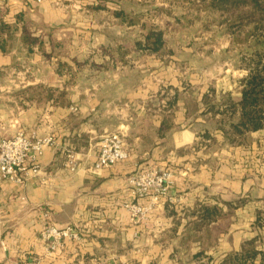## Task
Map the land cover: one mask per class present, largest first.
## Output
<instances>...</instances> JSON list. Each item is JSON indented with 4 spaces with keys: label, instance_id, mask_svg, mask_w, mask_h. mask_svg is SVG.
Segmentation results:
<instances>
[{
    "label": "crops",
    "instance_id": "1",
    "mask_svg": "<svg viewBox=\"0 0 264 264\" xmlns=\"http://www.w3.org/2000/svg\"><path fill=\"white\" fill-rule=\"evenodd\" d=\"M128 4L138 23L116 14ZM188 4L0 0V20L12 29L0 51V135L22 129L32 139L53 138L41 154L25 159L21 181L2 183L0 264H217L258 233L253 212L262 202L251 200L236 209L226 230L215 235L219 221H212L210 241L200 236L182 243L201 203L246 196L256 184L264 195V128L252 131L245 146L196 148L207 83L197 72L187 75V59L168 43L157 50L132 43L144 21L171 35L175 29L166 20L190 17ZM25 34L35 39L30 52L21 41ZM119 46L128 51L120 53ZM29 85L65 93L62 99L17 93ZM107 132L123 135L128 155L96 169ZM150 168L170 171L167 193L136 198L129 178ZM135 201L149 205L145 216L131 217L126 204ZM49 224L71 226L77 237L49 250L41 235Z\"/></svg>",
    "mask_w": 264,
    "mask_h": 264
},
{
    "label": "trees",
    "instance_id": "2",
    "mask_svg": "<svg viewBox=\"0 0 264 264\" xmlns=\"http://www.w3.org/2000/svg\"><path fill=\"white\" fill-rule=\"evenodd\" d=\"M197 2L205 11L199 17L204 19L207 25L211 21L218 24L217 32L226 33L230 37L231 49L238 54V60L242 63L246 74L238 78V96L232 90L216 91L208 87L201 95L205 122L199 129V138L196 141V148L208 147L213 142L219 146H245L251 141V132L264 128V0H189ZM130 5H126L116 11L123 19L130 23H138L136 17L129 11ZM191 17L173 18L171 27L181 24L182 19ZM142 36L132 39L136 46H143L150 49H160L167 40L164 36V29L160 24L153 22L140 23ZM11 26L0 20V51L5 50ZM21 41L28 47V52L35 39L25 34ZM123 47V48H121ZM229 49V48H227ZM118 51L122 54L128 51L127 47L119 46ZM226 51V49L224 50ZM235 55V54H234ZM26 98H39L41 96L62 99L64 91L56 92L55 89L42 87L41 85H29L21 90ZM219 133L221 141L213 133ZM209 139V140H208ZM208 140V141H207ZM244 199L234 201L223 200L222 204L201 203L193 210L194 218L189 220L186 231L181 235L182 243L192 237H205L210 241L212 230L209 224L212 221H219L216 227L225 217V208L232 209L244 203ZM261 223V217H257ZM262 226V225H261ZM216 235V232H215ZM217 264H264V234L259 232L251 238L245 239L241 249L226 254Z\"/></svg>",
    "mask_w": 264,
    "mask_h": 264
},
{
    "label": "rangeland",
    "instance_id": "3",
    "mask_svg": "<svg viewBox=\"0 0 264 264\" xmlns=\"http://www.w3.org/2000/svg\"><path fill=\"white\" fill-rule=\"evenodd\" d=\"M197 3L198 2L191 3L189 1L188 9L186 10L189 12L191 11L189 15L191 18H188V20L182 19L181 24L176 26V28H174L175 30H172V34L166 36L167 40H165V42L174 48V50H171L177 54L176 56L181 59H187L186 63L182 62V66L183 69L187 71L188 76L196 75L194 72H197V75L202 77L207 83L208 86L206 88L213 87L216 91L232 90L235 92L237 91L235 88L238 86L236 80L243 76L241 73L245 69L238 60V54L236 55L235 51L231 49L229 35L217 32L218 24L215 20L204 25L208 20L199 19L205 11ZM166 24L170 27L172 25L175 27L173 19H171V21L166 20ZM225 49L226 51H224ZM0 76L2 78L3 74ZM252 141L253 139H251L249 144ZM257 186L259 185L256 184L253 186L251 193L246 196H232L230 198V201L244 199V203L232 209L224 207L226 214L216 227V234L226 230L233 221V217L237 219L235 213L236 209L251 200H260L262 202L261 208H256L253 212V229L258 233L261 232L264 234V195H262V197L259 196V192L255 188ZM258 216L261 217V223L257 222Z\"/></svg>",
    "mask_w": 264,
    "mask_h": 264
},
{
    "label": "built area",
    "instance_id": "4",
    "mask_svg": "<svg viewBox=\"0 0 264 264\" xmlns=\"http://www.w3.org/2000/svg\"><path fill=\"white\" fill-rule=\"evenodd\" d=\"M53 143L50 135L37 139L29 137L22 129H18L10 136L0 135V198L1 186L5 180L21 181V172L24 170V161L27 157L35 158L41 154L45 146ZM128 155L124 137L118 132H107L99 141V149L94 168L99 169L125 158ZM67 157L70 165H74L73 152L68 151ZM129 182L133 185L136 198L150 196L152 200L158 199L167 193L170 183V171L162 168H150L134 173ZM131 217H143L149 205L138 201L126 204ZM77 232L71 226L58 227L49 224L42 230L41 235L46 241V248L53 250L65 237H77ZM117 264H129L123 261Z\"/></svg>",
    "mask_w": 264,
    "mask_h": 264
}]
</instances>
